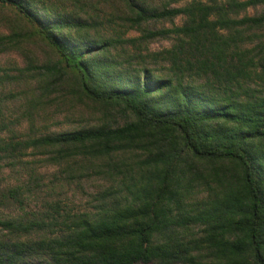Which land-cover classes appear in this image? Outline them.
<instances>
[{"label": "trees", "instance_id": "trees-1", "mask_svg": "<svg viewBox=\"0 0 264 264\" xmlns=\"http://www.w3.org/2000/svg\"><path fill=\"white\" fill-rule=\"evenodd\" d=\"M0 2L19 24L0 31V52L44 47L47 61L21 69L41 76V97L79 101L100 118L1 138L0 160L33 149L125 168L121 193L70 216L61 233L49 232L52 219L0 215V264H264V0H107L93 13ZM161 62L162 72L152 66ZM25 200L24 186L0 187V208Z\"/></svg>", "mask_w": 264, "mask_h": 264}, {"label": "rangeland", "instance_id": "rangeland-1", "mask_svg": "<svg viewBox=\"0 0 264 264\" xmlns=\"http://www.w3.org/2000/svg\"><path fill=\"white\" fill-rule=\"evenodd\" d=\"M56 2L61 8L85 7L87 12L102 10L111 4L107 0H44ZM226 1V0H219ZM12 5L0 2V31H9L15 23V10ZM262 6L249 7L243 14H256ZM74 9V8H73ZM91 12V13H93ZM179 18L177 23L180 24ZM23 24V25H21ZM21 26L27 25L23 22ZM165 25L171 26L169 22ZM162 26V24H160ZM130 31V36L138 35ZM173 38H159L142 45V49L159 50L170 46ZM253 44H249L252 46ZM40 46H42L40 44ZM27 51L8 48L0 52V139H19L34 135L62 132L77 128L90 127L100 120L83 103L74 100L63 102L47 101L37 90L39 78L36 71H21L26 68L29 58L35 64L48 60L44 47L27 45ZM28 56V57H26ZM152 66L162 72L163 63ZM125 158L136 161V154H117L113 161ZM108 160L76 157L69 160L54 161L40 150L28 149L26 155L7 157L0 160V187L20 184L25 187L26 200L17 206H3L0 215L19 219L44 218L56 222L49 232L61 233L67 228L62 224L70 216L82 213L94 214L105 203L113 200L122 191V174ZM113 166L115 169H113ZM119 196V195H118ZM70 220V219H69ZM69 222V221H68ZM40 260L36 258V261ZM146 264V263H139ZM156 264V263H148Z\"/></svg>", "mask_w": 264, "mask_h": 264}]
</instances>
